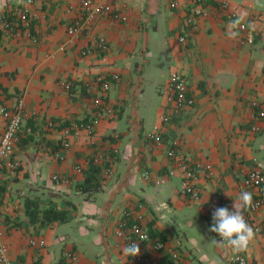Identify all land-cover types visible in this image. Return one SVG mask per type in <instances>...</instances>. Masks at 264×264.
<instances>
[{
	"label": "crops",
	"instance_id": "1",
	"mask_svg": "<svg viewBox=\"0 0 264 264\" xmlns=\"http://www.w3.org/2000/svg\"><path fill=\"white\" fill-rule=\"evenodd\" d=\"M220 1L205 0L207 16L193 17L195 0H112L126 21L101 16L75 40L66 30L80 18V0H41L29 7L36 43L0 32L3 100L9 107L18 98L25 104L14 152L18 168L4 176L0 195L12 264H140L135 255L166 262L152 241L134 252L124 246L117 224L128 209L142 216L152 239L178 249L180 264H231L226 255L235 249L220 241L218 202H228L233 217L245 213L252 191L242 179L254 168L264 172V119L258 116L264 111V0H228L233 20L220 12ZM18 6L23 0H0V13ZM252 19L255 25L242 33L239 24ZM99 37L106 51L96 50ZM171 72L185 77L194 103L163 127L166 143L156 146L147 134L167 112L162 92ZM111 74L119 79L100 91L94 78ZM62 82H70V90ZM104 107L113 114L102 115L91 134L64 138L65 128L92 120ZM174 138L181 158L211 166V177L199 174L196 203L179 194L181 173L167 155ZM112 148L119 159L103 185L91 158ZM53 175L70 182L55 184ZM155 178L166 183L156 186ZM262 219L264 210L253 217ZM238 235L248 242L244 255L264 264V234L241 228ZM30 238L43 239L44 247H31Z\"/></svg>",
	"mask_w": 264,
	"mask_h": 264
},
{
	"label": "built area",
	"instance_id": "2",
	"mask_svg": "<svg viewBox=\"0 0 264 264\" xmlns=\"http://www.w3.org/2000/svg\"><path fill=\"white\" fill-rule=\"evenodd\" d=\"M41 0H23V6L15 7L9 12L0 13V32H7L13 36L19 37L23 35L32 40L33 43L37 39L32 35L31 20L29 7ZM205 0H195L196 6L192 11L193 17H205L207 12L203 7ZM219 10L227 19L233 20L236 18V12L230 8L228 0H222L219 3ZM80 18L73 24L69 25L66 34L71 39H79L84 32L90 30L93 24L101 16H110L114 21L125 22L126 17L121 13L120 9L113 4L112 0H80ZM171 7H175L172 4ZM255 25V20H250L247 23L239 24L238 28L242 33H247L248 28ZM183 41V39H180ZM242 42V41H241ZM95 48L98 51L107 50V41L103 37L95 40ZM89 50H83L82 55L89 54ZM110 79L102 75H97L94 78V84L99 86L100 91L107 92L110 89L111 81H117L119 76L111 74ZM61 87L64 90H70V82H62ZM187 81L183 75L178 72H171L163 89L162 95L165 98L168 109L167 112L160 115L157 122L152 126L151 131L147 134V140L161 146L166 143L163 136V127L172 123V120L180 114L185 107H190L194 103L192 96L188 95ZM100 105L99 101L96 106ZM258 103L253 101L252 107H258ZM113 111L106 107L97 110L95 118L90 121L75 124L63 130L64 138L69 136H77L81 131H86L91 134L94 131L98 120L102 115ZM260 119H264V111L258 114ZM25 117V104L22 98H18L13 107H9L3 100L2 90L0 89V123L3 124V129L0 133V195L2 181L5 175L15 173L18 168V163L14 158V152L19 134L22 131L23 119ZM252 131L258 132L259 129L252 127ZM27 133L31 132L30 128L26 129ZM179 139L174 138L168 142L167 155L173 161L175 168L181 173V184L179 194L184 199L191 203H196L200 200V192L197 188V181L200 173H205L209 177L213 175L211 166L208 164L192 165L187 160L181 158L177 149L179 147ZM68 143H64L67 147ZM56 160L62 161L63 157L59 153L54 154ZM119 159V151L117 148H112L107 152L95 155L91 158V163L101 168L103 179L101 184L106 185L114 176V169ZM175 171L170 170L169 176L174 175ZM143 180L150 181L151 176L148 172H144ZM52 180L55 184L67 185L69 179L53 175ZM153 183L156 186H161L166 183L165 178H155ZM242 187L252 191V198L248 203L245 213L238 217L232 216V210L228 202L220 200L218 202L219 214L224 220L223 231L219 235L220 241L226 248L235 249L234 253L226 255V258L231 264H258L256 261L249 259L243 253V246L248 242L243 240L238 235L239 229L250 228L253 234H264V219L260 222H254L253 217L260 211L264 210V172L260 168L250 170L242 179ZM1 205H0V264H12L7 244L4 241L5 230L1 225ZM142 216L135 209H128L122 212V217L117 224L118 237L122 240L124 246L131 252H134L137 245L152 241V248L155 252L166 256L167 261L159 263L150 258L135 255V260L140 264H180L182 261L181 254L175 246L167 244L159 239H152L148 232L141 225ZM28 243L31 247L42 248L45 245L43 239L30 238ZM70 259H75L67 254Z\"/></svg>",
	"mask_w": 264,
	"mask_h": 264
},
{
	"label": "trees",
	"instance_id": "3",
	"mask_svg": "<svg viewBox=\"0 0 264 264\" xmlns=\"http://www.w3.org/2000/svg\"><path fill=\"white\" fill-rule=\"evenodd\" d=\"M55 216L58 217V218H62V216L60 214H56Z\"/></svg>",
	"mask_w": 264,
	"mask_h": 264
}]
</instances>
